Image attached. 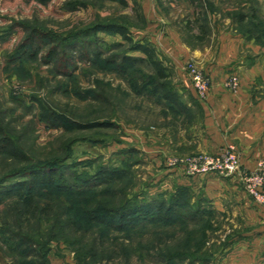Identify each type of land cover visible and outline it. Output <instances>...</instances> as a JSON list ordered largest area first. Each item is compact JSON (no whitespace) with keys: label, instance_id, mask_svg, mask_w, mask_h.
<instances>
[{"label":"rangeland","instance_id":"374dc122","mask_svg":"<svg viewBox=\"0 0 264 264\" xmlns=\"http://www.w3.org/2000/svg\"><path fill=\"white\" fill-rule=\"evenodd\" d=\"M124 1L126 6L114 0H0V130L25 156L22 163L0 154V187L22 180V173L30 168L57 166L68 179L71 172L86 178L101 166L124 174L94 200V196L86 200L64 195L37 200L41 208L49 205L51 211L28 218L23 228L44 247L50 264H165L166 256L185 249L192 256L205 223L150 226L133 234L88 225L73 232L67 224L61 230L62 221L75 215L79 204L93 206L95 201L99 207H118L127 200L166 197L179 190H185L181 194L191 205L201 203L216 212L201 251L204 259L210 264H264V208L247 195L239 177H191L187 165H173L227 148L214 153L215 144L207 141L211 131L205 124L206 107L214 86L223 83L232 92L226 87L232 76L240 84L254 79L253 100L264 101V69L244 72L236 61L227 68L215 67L227 61L226 53L230 60L246 61L250 56L253 61L256 56L264 64V48L254 40L259 53L250 47V40L244 45L232 41L244 36L234 20L237 14H251L252 8H258L264 17V0ZM179 7L187 9L184 18ZM100 24L128 27L135 41L152 45L168 79L159 81L147 63L136 65L129 75L108 66L107 58L120 57L130 49L120 36H85ZM35 30L46 36L39 48L28 42ZM167 30L180 36L184 49L204 53L183 56L181 61L165 54L168 47L160 45L159 37L167 36ZM71 36H81L78 45L93 43L103 53L102 59H83L79 47L69 45ZM118 44L121 47H113ZM50 50H57V56L51 59ZM189 65L209 81L205 97L195 90ZM158 83L178 95L174 109L149 95ZM47 114L57 120L49 123ZM14 207V200L0 204V229L6 227L13 236L19 234ZM190 233L192 237L186 236ZM93 243L98 255L82 263L79 250ZM17 260L0 242V264H18Z\"/></svg>","mask_w":264,"mask_h":264},{"label":"trees","instance_id":"16d2710c","mask_svg":"<svg viewBox=\"0 0 264 264\" xmlns=\"http://www.w3.org/2000/svg\"><path fill=\"white\" fill-rule=\"evenodd\" d=\"M52 0H42L44 3H50ZM126 6L124 0H114ZM252 13L247 14L242 12L237 14L238 16L234 20L239 23L240 31L244 34L247 40H254L258 45L264 48V17L261 16L258 8H252ZM100 33H105L113 36H120L124 44L129 47L131 52H124L120 57L113 55L107 58L106 64L114 66L117 71L129 75L136 65L147 63L156 70L157 79L159 81H165L168 79L166 68L161 60H159L155 48L149 43L142 41H135L131 36L128 27L120 26L118 24H100L95 26L92 30L85 35L87 37L97 36ZM46 36L39 30H35L30 36L29 41L31 47L39 48ZM81 36H71L69 41H73L71 48H76L81 53L83 59L93 61L94 59L100 60L103 57V53L94 48L91 42H78L81 41ZM116 48L121 47V44L113 46ZM73 52V51H71ZM141 54V58L131 56V54ZM58 54L57 50H50L49 57L52 59ZM34 55V54H33ZM146 91V90H145ZM160 94V96H158ZM152 98L159 97V101L167 104V107L174 109L179 103L178 95L172 92L168 85L163 83L158 86H154V90L149 94ZM47 121L55 122L57 119L51 116H46ZM0 154L23 163L25 156L23 152L19 150L14 142L2 134L0 130ZM57 166L47 168H30V170L22 173L24 178L6 186L0 187V204L5 200H14L15 215L18 217L16 226L18 227V233L16 235H10L9 230L6 227L0 229V242H4L9 247L10 251L16 254L19 258L18 264H50L43 246H38L34 242L28 232H24V226L28 223V218L36 216L39 213L48 214L51 211V207L45 206L41 208L37 204L39 198L58 197V195L68 196V198H84L86 200L95 199L102 192L101 189H106L113 184L117 183L123 178L121 170L111 167L101 166L97 168L96 172L92 175L83 178L79 177L76 172H71L70 179L65 177V172L59 170ZM179 190L174 194H170L166 197L144 198L127 200L118 207H99L95 205V201H92L93 206H87L85 204H79L75 209V215L70 216L65 222L62 220L61 230H65L67 224H69L73 232L83 229V226L98 227L104 231L110 233H122L133 234L141 232L142 230L153 227H174L177 225L187 227L189 225H199L205 223L202 228V232L198 235V240L192 246L196 251L192 256H188L185 250L177 251L174 255H168L164 258L165 264H210V260L204 259L201 251L207 244V232L212 229L213 224L211 219L215 215V210H207L203 208L201 203L191 205L189 200L181 194ZM105 192V190L103 191ZM106 193V192H105ZM103 193V194H105ZM76 202V200H72ZM208 218V219H207ZM84 223V224H83ZM60 225V224H58ZM203 225V224H202ZM22 231V232H21ZM25 233V234H24ZM194 233L187 234L186 236L192 237ZM15 238V239H14ZM105 240H103V243ZM94 244V243H93ZM90 248H81L79 250V258L82 263L90 258H95L98 255L97 244ZM103 245V244H102ZM33 254L35 257L29 258L28 255ZM29 258L27 260V257ZM38 259V260H37Z\"/></svg>","mask_w":264,"mask_h":264},{"label":"crops","instance_id":"0c3cea01","mask_svg":"<svg viewBox=\"0 0 264 264\" xmlns=\"http://www.w3.org/2000/svg\"><path fill=\"white\" fill-rule=\"evenodd\" d=\"M179 9V14L184 18L187 9L183 7H179ZM195 13L197 14V12ZM159 39L160 45L168 47L164 53H168L175 60L181 61L184 58L183 56L188 59L191 55L204 53L200 50L193 51V53L187 48L184 49L185 45L182 43L180 36L172 30H167V36L163 35ZM232 41L241 43V45L247 43L244 36H236ZM238 47L241 46L238 45ZM250 47L254 51L257 49L259 53L260 47L254 41L250 42ZM225 56L228 57L227 61L218 62V65L215 66L217 69L227 68L228 63L235 61V64L244 72L255 73L260 69H264V64L259 62L260 60H257L256 56L253 61H251L250 56H247L246 61L230 60L227 53ZM254 83V79L242 80L237 93L226 90L223 83L214 86L209 104L206 107L207 119L205 122L208 131H211L207 141L215 144L212 151L218 153L225 147L234 146L241 153V164L250 170L255 169L258 161L264 159V101L259 98L253 100L251 90Z\"/></svg>","mask_w":264,"mask_h":264},{"label":"built area","instance_id":"2783aa9c","mask_svg":"<svg viewBox=\"0 0 264 264\" xmlns=\"http://www.w3.org/2000/svg\"><path fill=\"white\" fill-rule=\"evenodd\" d=\"M188 70L197 93L205 97L209 91V81L204 74L195 67L189 65ZM226 87L232 92H238L240 80L237 76H232ZM187 165V174L191 177L203 175H219L224 178L239 177L247 195L259 206L264 208V159L259 160L255 169L243 168L241 156L234 146H229L217 155H204L191 160L176 161Z\"/></svg>","mask_w":264,"mask_h":264}]
</instances>
